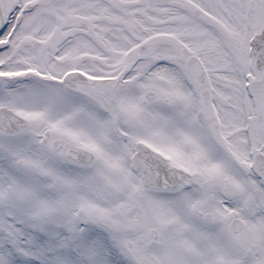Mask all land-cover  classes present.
<instances>
[{
	"label": "snow or ice",
	"instance_id": "6c2138e0",
	"mask_svg": "<svg viewBox=\"0 0 264 264\" xmlns=\"http://www.w3.org/2000/svg\"><path fill=\"white\" fill-rule=\"evenodd\" d=\"M0 264H264V0H0Z\"/></svg>",
	"mask_w": 264,
	"mask_h": 264
}]
</instances>
